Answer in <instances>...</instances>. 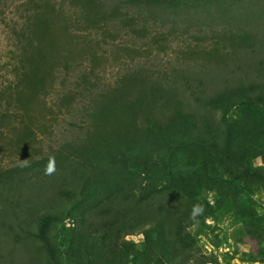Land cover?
<instances>
[{
	"label": "rangeland",
	"instance_id": "1",
	"mask_svg": "<svg viewBox=\"0 0 264 264\" xmlns=\"http://www.w3.org/2000/svg\"><path fill=\"white\" fill-rule=\"evenodd\" d=\"M0 9V173L69 156L72 146L93 142L95 131L113 145L132 137L141 114L121 91L141 88L137 78L173 87L188 81L195 102L204 95L199 80L242 78L231 86L237 87L264 79V0H0ZM234 100L242 104L231 115V139L245 151L236 157H245L262 177L252 183L219 165L209 176L203 170L206 193L215 188L207 201L223 203L218 220L207 218L199 227L194 249L208 259L198 264H264L252 260L264 257V104L240 92ZM107 101L109 110L97 108ZM222 113L218 107L214 117L224 128ZM188 138L173 156L177 174L194 178L201 168H216L214 152L197 135ZM46 167L31 171L33 185L20 180L26 172L18 170L20 182L0 197V264H52L33 234L6 225L12 223L9 205L18 200L22 224L32 222L36 231L56 189L38 190V177L49 176ZM71 226L69 218L58 224L60 232ZM187 231L196 236V227Z\"/></svg>",
	"mask_w": 264,
	"mask_h": 264
},
{
	"label": "trees",
	"instance_id": "2",
	"mask_svg": "<svg viewBox=\"0 0 264 264\" xmlns=\"http://www.w3.org/2000/svg\"><path fill=\"white\" fill-rule=\"evenodd\" d=\"M3 13L0 9V16ZM242 80L221 76L199 80L203 87L199 93L204 95L200 102H195L197 91L191 90L188 81L173 87L137 78L141 88L121 91L124 100L131 101L141 114V124L136 126L133 136L125 135L113 145L108 143L110 137L107 139L106 133L95 131L97 138L93 142L87 140L72 146L74 152L55 160V174L38 177L43 179L41 183L36 181L40 188L30 189L47 192L56 187L47 198L48 206L37 217L36 231L31 229L32 222L27 227L22 224L18 200L9 202L12 223L6 225H11V229L17 225L33 234L52 264H198L203 256L194 249L196 237L202 234L199 227L207 218L218 220L216 213L223 203L218 197L215 204L207 201V194L215 192V188L209 187L211 191L206 193L203 170L209 176L217 172L219 165L239 180L249 179L252 183L262 177L257 167L245 162V157H236L245 151H240L231 139V115L242 104L234 100L237 92L240 97L256 96L264 104V79L231 87L242 84ZM102 106L109 110V101L97 108ZM218 107L223 110L220 123L224 128L217 125L214 117ZM194 135L214 152L216 168H201L194 178L178 175L173 156L179 153L181 138ZM46 162L47 159L22 162L18 169L1 172L0 197L5 198L6 191L20 182L19 176H15L18 170V174L26 172L20 180L33 185L31 171L41 173L49 161ZM43 194L39 193L38 198ZM68 218L72 226L66 228L67 232H60L58 224ZM189 227H196V236L187 231ZM246 231L248 235H257L256 229L247 227ZM134 234H142L143 238L139 242L127 239ZM252 260L264 262V257Z\"/></svg>",
	"mask_w": 264,
	"mask_h": 264
},
{
	"label": "clouds",
	"instance_id": "3",
	"mask_svg": "<svg viewBox=\"0 0 264 264\" xmlns=\"http://www.w3.org/2000/svg\"><path fill=\"white\" fill-rule=\"evenodd\" d=\"M55 170H56L55 169V160H54V158L50 157L48 165H47V167L45 169V174L46 175H51V174H53L55 172Z\"/></svg>",
	"mask_w": 264,
	"mask_h": 264
}]
</instances>
